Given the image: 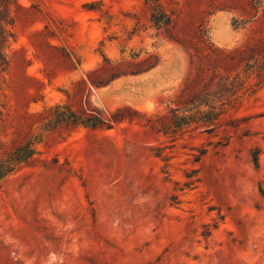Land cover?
<instances>
[{"label": "rangeland", "instance_id": "374dc122", "mask_svg": "<svg viewBox=\"0 0 264 264\" xmlns=\"http://www.w3.org/2000/svg\"><path fill=\"white\" fill-rule=\"evenodd\" d=\"M17 1L0 109L61 103L101 54L115 61L138 50L159 65L91 89V102L147 116L175 107L188 56L148 28L143 0ZM161 1L184 30L202 24L220 48L264 35L262 10L261 24L235 29L232 19L248 15L212 8L230 0ZM39 148L47 168L0 184V264H264V86L212 132L164 134L141 120L64 131Z\"/></svg>", "mask_w": 264, "mask_h": 264}, {"label": "trees", "instance_id": "16d2710c", "mask_svg": "<svg viewBox=\"0 0 264 264\" xmlns=\"http://www.w3.org/2000/svg\"><path fill=\"white\" fill-rule=\"evenodd\" d=\"M148 28L179 45L188 56V72L176 99L167 106L164 114L147 116L130 106L103 111L90 100L91 89L103 88L116 79L137 76L159 65L155 53L133 51L128 58L121 56L112 61L104 54L97 67L85 72L84 78L64 91L65 101L38 111L0 109V184L24 169L41 165L47 168L40 146H48L54 134L77 128L108 130L122 122H139L151 131L183 133L201 130L212 132L219 126L220 118L237 104L245 94L256 92L264 86V35L251 37L245 43L224 49L216 46L202 24L191 30L180 26V15L168 9L161 0H143ZM207 7H212L209 2ZM17 0H0V88L6 84L10 60L5 52L11 28L15 23L12 12L18 10ZM235 10L248 15V19H232L235 29L259 20L263 0H230L212 7ZM139 23V22H138ZM137 23V24H138ZM259 33L260 26L251 28ZM65 61L75 56L63 50ZM77 63L79 59L76 57ZM39 82V81H38Z\"/></svg>", "mask_w": 264, "mask_h": 264}]
</instances>
